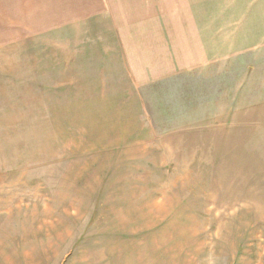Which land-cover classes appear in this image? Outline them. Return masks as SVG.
Listing matches in <instances>:
<instances>
[{
    "label": "crops",
    "instance_id": "crops-1",
    "mask_svg": "<svg viewBox=\"0 0 264 264\" xmlns=\"http://www.w3.org/2000/svg\"><path fill=\"white\" fill-rule=\"evenodd\" d=\"M9 40L17 41L13 50L28 42L29 60L46 67L51 89L40 97L49 124L92 127L82 132L91 138L60 141L63 146H141L149 142L141 132L148 126L142 107H151L150 98L204 96L211 105L214 92L222 99L234 90L237 98L245 83L264 81V0H0V61ZM37 42H44L39 53ZM66 83L76 88L66 90ZM210 108L174 107L185 117L156 128L196 129L197 113ZM78 172L49 176L58 180L47 186L0 185V225L28 234L36 261L150 264L149 241L138 226L150 210L164 209L165 192L141 179L115 182L114 191L102 193V172ZM68 178L78 180L68 184ZM96 194L108 196L100 201Z\"/></svg>",
    "mask_w": 264,
    "mask_h": 264
},
{
    "label": "rangeland",
    "instance_id": "rangeland-1",
    "mask_svg": "<svg viewBox=\"0 0 264 264\" xmlns=\"http://www.w3.org/2000/svg\"><path fill=\"white\" fill-rule=\"evenodd\" d=\"M15 42L6 41L9 48L0 61V185L47 186L58 180L49 176L78 171L102 172V193L107 194L115 182L157 183L165 192L164 209L150 210L138 226L149 241L150 264H264V81L245 83L237 98L234 90L229 91L232 97L222 99L214 92L211 105L204 96L150 98L151 107H142L148 126L141 132L149 142L141 146H63L60 141L91 138L92 133L82 132L93 129L75 121L64 127L49 124L51 113L40 97L51 89L44 81L46 67L29 60L28 42L13 50ZM36 49L43 51L44 42H37ZM185 89L182 85L180 90ZM200 105L211 108L197 113L196 129L156 128L185 117L173 113L174 107L196 106L198 112ZM205 117L210 120L201 122ZM73 180L78 179L68 178V184ZM90 192L84 189V196ZM107 194L94 199L102 201ZM13 228L0 225V264H52V258L36 261L35 252L27 249L31 238Z\"/></svg>",
    "mask_w": 264,
    "mask_h": 264
}]
</instances>
